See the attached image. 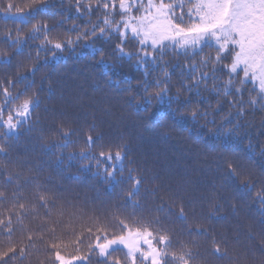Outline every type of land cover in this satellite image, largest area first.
<instances>
[{
    "label": "snow or ice",
    "instance_id": "snow-or-ice-1",
    "mask_svg": "<svg viewBox=\"0 0 264 264\" xmlns=\"http://www.w3.org/2000/svg\"><path fill=\"white\" fill-rule=\"evenodd\" d=\"M48 8V0L21 4L6 0L0 4L6 18L31 24L26 36L23 29H17L0 37V43L9 49L0 51V64L10 70L0 79V137L5 140H18L34 129L33 115L41 108L44 83L42 78L41 88L36 87L40 53H45L47 65L49 56L56 60L82 44H87L93 59L99 56L97 64L107 73L125 61H134L142 69L135 88L128 84L122 89L128 94L129 106L147 111L153 104L160 105L166 109L162 118L190 121L221 142L241 140L242 132L246 134L252 126L246 117L257 111L264 129V0H75L76 16L88 17L89 23L55 35L47 20H36ZM38 36L42 39L35 58L29 52L27 64L16 60L24 55L23 43ZM109 56L114 63L106 59ZM149 65L159 68V74L153 75ZM21 84L23 88L18 89ZM202 89L215 95V106L208 102L201 110ZM54 96L49 82L46 99ZM194 96L201 99L194 100ZM59 116L50 134H58L60 141L49 142L43 133L38 137L43 153L55 158L53 170L59 180L51 174L45 176L41 164H29L26 152L13 159L10 144L0 143V232L8 241L0 248V264H23L36 242L42 245L49 264H90L93 255L100 264H137L138 260L140 264H194L193 249L199 248L198 242L184 241L171 224L180 221L189 236H206V230L188 223L189 211L195 219L196 204L215 213L222 207L221 189H256L253 175L228 158L217 164L220 184L211 190L186 174L161 175L146 164L131 166L134 162L129 158L128 143L122 137L119 141L106 138L95 119L85 129L79 152L65 157L63 150L79 142L72 139L78 133L73 127L75 119H70L64 108ZM76 161L80 172H91L94 162L93 175L109 186L105 191L111 190L110 195L117 186H129L121 188L122 202L117 198L98 205V196L66 186L65 181L79 179L65 175ZM255 201L264 224V181L255 191ZM26 220L35 227L28 229L29 244L20 246L12 241L14 221L24 225ZM64 239L68 240L64 247H74L69 255L62 254ZM83 247L87 255L80 254ZM233 252L231 264H264V245L259 256L247 250ZM211 255L218 261L228 260L227 244L221 248V242L213 237ZM45 260L36 264H45Z\"/></svg>",
    "mask_w": 264,
    "mask_h": 264
},
{
    "label": "trees",
    "instance_id": "trees-1",
    "mask_svg": "<svg viewBox=\"0 0 264 264\" xmlns=\"http://www.w3.org/2000/svg\"><path fill=\"white\" fill-rule=\"evenodd\" d=\"M15 3H28L29 0H14ZM6 0H0V4ZM49 8L46 13H40L36 20L41 18L47 20L54 28V35L63 34L75 26L83 27L89 23L88 17H77L75 12V0H48ZM27 12V8L24 9ZM30 19L29 17H24ZM92 23L96 22V17L91 18ZM36 21L33 20L32 23ZM31 24L19 23L17 18H6L0 12V37L5 32L11 30L13 33L17 29H23L22 35H27ZM74 35V33H73ZM42 36L37 39H28L23 43V56L15 57L16 60H24L27 64L28 53H32L35 58L36 48L40 44ZM110 51V48L107 49ZM0 51H9L4 43H0ZM45 53H40L39 70L35 75L36 87L41 88V79L44 83L40 91L42 100L41 108L33 115L34 129L32 132H24L18 140L7 141L0 137V143L10 144L11 156L16 158L17 153H27L28 163L35 166L41 164L44 168V175L51 174L53 179L59 180L54 173V157L45 155L42 151L38 137L43 133L49 138V142H59L58 134H50L55 127L54 121L60 118V109L64 108L70 119H75L73 127L78 133L73 136V147L64 149L65 157L70 152H79L83 146L85 129L93 122L105 133L106 138L110 137L114 141H119L122 137L128 143L129 158L134 162L131 166H144L145 164L161 175L181 173L186 174L194 183L203 185L204 189L211 190L213 185L219 186L217 164L228 158L238 164L242 171L251 173L256 182L255 190L239 189L233 191L231 188L221 189L223 199L219 201L222 207L219 212H211L209 209H202L200 204L195 206V219L193 213L188 212L189 221L193 228L200 227L207 231L206 236H189L186 226L180 221H174L171 227L177 236L184 241L195 239L198 249H193L195 257L194 264H231L233 250L243 252L245 250L260 254V248L264 245V224L261 223V216L258 212L259 202L255 201V191L260 188V183L264 181V129H261V114H249L246 120L252 122L251 127H247L246 134L242 132V139L229 143L227 139L223 142L209 135L205 129L194 125L190 121L177 123L170 117H163L162 112L166 109L160 105L153 104L147 111L143 107L137 108L129 106L128 94L122 89L128 84L135 88L136 80L141 76L142 69L135 66V62L125 61L123 64L116 63V67L111 73L97 64L93 59L91 50L87 44H82L75 51H68L58 55L56 60L49 56V62L44 65ZM109 63H114L112 58L106 57ZM149 70L153 75L159 74V68L149 65ZM9 68L0 64V79H4L9 74ZM175 72V70H173ZM111 77V78H110ZM152 77H149L151 79ZM119 81L120 83H116ZM51 87L55 91V96L49 100L47 90ZM23 88V84L17 86ZM193 99H201L193 97ZM247 99V96H245ZM211 102L216 103V97L209 91L202 89V109ZM45 107L48 108L45 111ZM53 107L56 111L53 112ZM175 107V105H174ZM223 108L227 111V101L223 102ZM233 115L235 113L233 112ZM38 116V120H37ZM219 115L217 120H219ZM211 119V117H209ZM204 123L203 120L200 121ZM211 127V125H209ZM95 135V132L92 133ZM251 142L252 147H249ZM115 151V149H113ZM59 155V152L57 153ZM22 159L24 157H21ZM67 163V160L65 161ZM85 164L89 161H84ZM91 172H80V162L76 161L65 175L78 176L79 179H72L64 183L77 192H87L90 196L96 197L97 204L101 201L115 200L119 198L122 202L121 188L129 186H117L115 192L110 195L105 191L109 186L101 182V177H96L94 162ZM127 163V162H126ZM127 171H125V176ZM235 205V207H233ZM203 216L202 222L200 221ZM215 217H226V219H216ZM35 224H30L27 220L24 225L15 223V231L12 241L20 246L29 244L27 236L28 229L34 228ZM59 234V233H58ZM226 235V241L223 237ZM213 237L221 242V248L227 244L229 259L218 261L211 255ZM45 239H48L46 237ZM59 242V241H58ZM8 241L5 234L0 232V248L6 246ZM67 239L61 244L62 254L69 255L74 247L69 245ZM31 255L23 264H36L37 260H45V253L42 245L36 242V247L30 248ZM80 254L87 255V248L83 247ZM118 255H122L119 253ZM54 259V257H53ZM15 264H20L16 261ZM45 264L49 261L45 260ZM90 264H100L98 258L93 255ZM137 264H140L139 260Z\"/></svg>",
    "mask_w": 264,
    "mask_h": 264
},
{
    "label": "rangeland",
    "instance_id": "rangeland-1",
    "mask_svg": "<svg viewBox=\"0 0 264 264\" xmlns=\"http://www.w3.org/2000/svg\"><path fill=\"white\" fill-rule=\"evenodd\" d=\"M24 18V17H23ZM18 19H20V18H18ZM25 19V18H24Z\"/></svg>",
    "mask_w": 264,
    "mask_h": 264
}]
</instances>
